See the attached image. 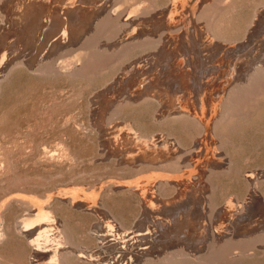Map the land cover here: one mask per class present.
Returning <instances> with one entry per match:
<instances>
[{
    "label": "rangeland",
    "instance_id": "rangeland-1",
    "mask_svg": "<svg viewBox=\"0 0 264 264\" xmlns=\"http://www.w3.org/2000/svg\"><path fill=\"white\" fill-rule=\"evenodd\" d=\"M223 1H227V4L221 2L219 7L216 6L212 23H218L215 24L216 28L229 37L247 34L258 10L264 6V0ZM3 2L0 0V5ZM212 2L209 1V4ZM110 3L113 4V0H110ZM110 3L106 11H112L113 5ZM170 4L171 0H123L116 7V11H113L116 25L110 32L102 35L104 37L100 43L90 50L84 48L81 41L80 45L77 44L79 42H71L72 44L61 46L53 54L42 57L43 59L40 57L36 64L35 61L28 64L20 62L21 56L20 61L11 62L10 66L4 69L0 67V264H57L58 260L59 264L63 261L65 264H107L109 259H114L116 264H120L119 260L121 264H145V259L136 262L135 259L131 261L126 257L130 256L128 252L131 246L124 255L126 259L124 256L121 259V251L109 252L110 249L105 247L107 243L103 245L104 242L99 241L97 234L93 232L97 227L96 222L100 220L98 215L92 212L93 207L97 205L96 208L103 207L110 211L116 222L118 219L117 223L122 224L121 227L129 229L142 212L143 198L139 194L140 187L150 194L153 187L161 185L163 180L170 179L173 185V182L179 181L180 178L195 185L198 181L196 176L200 174L199 167L204 169L212 166V163L209 166L206 164L209 156L204 155L202 163L196 168L191 161V169L178 166L189 160L186 156L179 161V156L197 146L195 139L200 134L204 137L206 127L216 140L215 144L211 143V149L216 145L220 148L217 155L221 153L222 158H225L224 166L220 165L221 170L213 174L212 178L219 188L218 191L225 193L226 198H235L238 195L242 197L240 205L244 213H235L228 219V227L225 226L221 238L208 230L205 246L201 249L188 245L185 247L187 253H184L180 248L177 250L175 246H169L166 249L167 254L163 250L164 252L151 255V258L155 260L157 257L156 262L153 261L154 264H264V240L247 241L248 237L264 232L263 211L262 215L258 213L255 216L256 219H261L262 216V226L259 223L255 226H260V229L248 230L244 236L238 235L239 230L235 227L240 216L244 218L247 212L255 213L256 208H259L255 207V199L250 198L253 182L248 176L260 174L264 169V70L262 77L260 72V76H256L258 80L253 78L251 84H248L249 80L244 81L243 88L235 86L239 79L236 78L239 75L238 70L230 83L226 74L224 77H217L215 84L222 82L218 86V93L222 92L220 89L223 87L225 92L213 95V116L211 118L210 112H207V126H203L204 128L199 122L191 119H167L159 122L156 120L159 109L156 102L140 101L139 104L129 105L125 104L128 98L121 100L123 108L115 120L130 126L129 132L133 137L142 141H158L160 134H166L184 147L179 156L177 152L171 159L168 157L148 163L149 161L142 162L137 157L135 161L127 162L122 155L131 151L130 148L114 157L106 150L102 141L104 135L93 122L97 111V102L94 101H101L99 105H103V101L98 97L108 84L112 85L121 77L126 78L123 75L126 74L125 69L130 70L127 77H133L130 76L134 73L132 63L149 54L153 50L151 48H154L153 51L158 50L156 47L149 48L151 43L143 38H123L126 33L132 32L133 21L135 18H142L141 23L146 24L149 18L156 16L157 26L160 19H164ZM6 20L1 13L0 28L1 23H6ZM124 21L132 25H121ZM129 21L132 22L129 24ZM104 41L112 42L105 44ZM70 48L74 51L70 52ZM44 61L45 65L50 62L52 67L46 68L42 64ZM15 63L17 65H14ZM130 65L132 66L129 67ZM252 70L254 72L256 68ZM233 88L234 91H229ZM210 132L207 134L208 141ZM132 151L136 152L137 148ZM156 155L159 158V153ZM209 155L217 157L213 150ZM171 160L177 161L173 168L168 167ZM167 161L170 162L166 164ZM204 172L208 175V170ZM258 188V195L263 198L264 181ZM75 199L88 201L92 209H78ZM246 204H249L250 208ZM220 208H224V204H221ZM44 209L50 217L49 221L61 231L64 244H54V248L51 245L48 247V244L43 246L44 251L48 248L52 250L39 251L37 255L41 257L38 258L39 261H35L37 243L30 241L26 231L30 228L29 223L38 220V211L45 212ZM240 211L238 210V213ZM230 225L234 226L237 230L235 232L238 233L232 235ZM227 232L229 234H226ZM53 251L60 255L56 261L51 259ZM113 253H118L120 257L114 254L118 258L115 257Z\"/></svg>",
    "mask_w": 264,
    "mask_h": 264
},
{
    "label": "bare ground",
    "instance_id": "bare-ground-1",
    "mask_svg": "<svg viewBox=\"0 0 264 264\" xmlns=\"http://www.w3.org/2000/svg\"><path fill=\"white\" fill-rule=\"evenodd\" d=\"M2 1L4 2L0 5L1 13L7 19L6 23L1 21L3 26L1 23L0 28V67L4 69L10 66L11 62L15 60L20 61L21 58L20 62L24 64L34 61L36 64L40 57L43 59L45 56L59 50L61 46L69 43L72 44L71 42L77 43L81 41V45L90 50L98 42L100 43L104 37L102 35H105L108 31L110 32L116 25V18L115 16L113 17V11H116V7L123 0H113V4L110 3V0ZM209 1L212 2V0H171L164 19L159 18L160 23H157V26L155 22L158 17L156 16L151 19L149 18L146 24L141 23L142 18L132 20V32L130 34L126 33L123 38L125 40H131L130 38L132 37L143 38L151 43L148 46L149 48L156 47L158 50L153 51L154 48H151L153 50L149 54L147 53L132 63L134 73H131L132 75L130 76L133 77L128 78L130 70L125 69L124 72L126 74L123 75L126 78L121 77L112 85L111 83L108 84L109 86L98 97L103 101L102 106L99 105L101 101L98 102L96 99L94 101L97 102V111L94 116L95 121L93 122L101 129L104 135L102 140L104 146L114 157L130 148L131 151L123 154V157L120 155L127 162L131 160L135 161V158L138 157L142 162L149 161L148 163H153L158 159L168 157L171 159L177 152L179 156V152L184 150V147L177 143L178 141L166 136V134H160L157 139L158 141H142L133 137L129 132L131 129L130 126H127L120 120H115L118 119L117 115L123 108L121 100L124 101L125 98H128L125 104L129 105L132 103V105L134 103L139 104L140 101L143 103L156 102L159 104V109L156 114V120L159 122L167 119H174V121L175 119H191L199 122L198 124L203 127L207 126V112H210L211 118L213 116L215 108L213 95L224 94L225 92V87L222 88L221 86L220 88L222 89L220 90L222 92L218 93V86L222 82L215 84L217 77H224L226 74V79L230 83L232 76L235 77V71L238 70L239 75L236 78L238 77L239 79L235 84L237 88H243L245 86L244 81L249 80L250 83L248 82V84H251L253 78L258 80L256 76L260 72L262 73L259 76L262 77L264 70V6H260L261 9L258 10L253 23L250 24L248 33L245 34L246 36L243 35L245 37L241 35L232 37V34L229 37V35H223L216 28L215 24L218 23H212L213 14L217 7L220 6V3L224 1L214 0L210 4ZM109 3L113 5L112 11L105 10L108 8ZM224 3L227 4V1ZM102 12L103 14H101ZM205 20L207 22H204ZM126 21L128 22V20ZM131 22L129 21V24ZM121 25L130 26L132 23L128 25L125 22ZM158 26L160 28H157ZM111 42L107 41L106 43L110 44ZM77 44L80 45V42ZM71 48L70 52H73L74 50ZM19 61L18 64L20 63ZM45 62L42 64L45 65ZM16 63L14 65H17ZM49 63L45 66L50 69L52 65ZM35 64L33 63L34 66ZM37 64L40 65V63ZM232 65L234 66L232 67ZM13 68L11 69L13 70ZM253 68H256V71L253 72ZM127 70L129 71L128 74ZM234 88L229 91H234ZM229 95L231 94L229 93ZM133 96L135 97L133 98ZM218 99L219 97H217ZM226 107L228 106L226 105ZM114 121L115 123L113 124ZM205 129L204 137L203 134H200L195 139L197 146L188 151L186 150L183 155L179 156L180 160L178 158L181 161L184 157L188 156V162L181 163L178 166L191 169V161L194 163L193 167L196 168L200 162L202 163L204 155L205 157L207 155L209 156L206 164L209 166L212 163V166L204 169L199 167L200 174L196 176L198 181L195 182V185L188 181L184 182L180 178L179 181H174L173 185H171L172 180H163L161 185L159 184L158 186H154L155 188L153 187V191L150 194H147V190L143 189V191L141 189L142 187H140L139 194L143 198L142 212L132 227H128L129 229H126L125 226L121 227L122 224L117 223L118 219L116 222V218L114 219L115 216H112L110 211H107L103 207L96 208L97 205H94L95 207H93L94 210L92 212L98 215L100 220L96 222L97 227L93 229V232L97 234L99 241L104 242L103 245L107 243L108 247H105L110 249L109 252L111 250L112 252L121 251L119 254L121 253L122 259V256L129 251L128 249L131 246L128 252L130 256L126 255L128 259L130 258L131 261L132 259H135V261L145 259V261L143 260L145 264L148 262L154 264L157 257L154 260L151 258V255L153 256L154 253L157 254L163 250L166 251L169 246H175L177 250L180 248V251L184 253H187L185 247L188 245L201 249L205 246L206 238L209 234H207L208 230L211 231V234L216 233L219 238L223 237L225 226L228 227V219L232 218L235 213L237 215L244 213L242 212L244 209L240 205L242 202L240 195L235 198H229V196L226 198L224 196L225 193L218 191L219 188L215 184L212 175L221 170L222 167L219 168V166H224L225 158H222L221 153L218 154L221 157L219 158L217 151L220 148L216 147V145L211 149V143L215 144L216 140L210 130L207 127ZM209 132L211 135L210 141L207 139ZM134 148H137L136 152L132 151ZM212 150L218 158L209 155ZM157 153H159V158L156 155ZM161 155L162 157H160ZM169 162L167 161L165 163L168 164ZM147 165L149 166V164ZM174 165H177V161L171 160L168 167L171 166L173 168ZM204 170H208V175H205ZM248 178L253 182L250 198L255 199L257 205L255 207L259 208H256V212H252L253 214L247 212L244 218L240 216L239 222L235 224V227L237 226L236 229L239 230L238 235L244 236H246L248 230L255 231L260 229V226H255L258 223L261 225V222H263L262 216H260L261 219H256L255 216L258 213L262 215V211L264 213V197L262 198L259 196L260 194L258 195V187L264 181V169L260 174H256L255 176L249 175ZM165 190L169 192H165ZM75 200H77V204L75 205L78 206V209H92L88 201ZM260 202L263 204V207L260 205ZM251 203L253 204L252 201ZM221 204H224V208H220ZM247 207L250 208V205L248 204ZM238 210L241 211L238 213ZM252 210L254 211V209ZM49 218L46 210L45 212L38 211V220L36 222L32 220L35 223L28 224L30 228L26 231L27 235L31 238L30 241L37 243V250L34 255L35 261H39L38 258L41 256L37 254L39 251H44L42 249L43 246L48 244V247H50L49 245L52 247L54 244H58V246L64 244L62 239L63 235L61 236L60 233L61 231L49 221ZM235 227H230L233 230V232L231 230L232 235L238 233L235 232ZM226 234L229 233L227 232ZM244 236L243 239L245 238ZM249 238L247 241H258L259 239L262 241L264 240V232L261 235L258 233ZM52 248H48L45 251L52 250ZM55 252L53 251V255H51L52 261H56L60 256ZM126 257L124 256V259ZM118 262L121 264L120 260ZM114 263L116 264L114 259L107 261V264ZM123 263L125 262L123 261ZM57 264H59V260ZM62 264H65V262L63 261Z\"/></svg>",
    "mask_w": 264,
    "mask_h": 264
}]
</instances>
